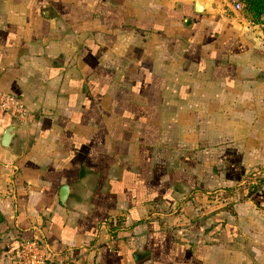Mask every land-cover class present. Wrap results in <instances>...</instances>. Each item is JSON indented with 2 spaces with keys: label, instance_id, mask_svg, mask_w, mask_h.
I'll return each instance as SVG.
<instances>
[{
  "label": "crops",
  "instance_id": "crops-1",
  "mask_svg": "<svg viewBox=\"0 0 264 264\" xmlns=\"http://www.w3.org/2000/svg\"><path fill=\"white\" fill-rule=\"evenodd\" d=\"M195 1L0 0V263L264 264L263 24Z\"/></svg>",
  "mask_w": 264,
  "mask_h": 264
},
{
  "label": "built area",
  "instance_id": "built-area-1",
  "mask_svg": "<svg viewBox=\"0 0 264 264\" xmlns=\"http://www.w3.org/2000/svg\"><path fill=\"white\" fill-rule=\"evenodd\" d=\"M236 8L243 7L242 0H232ZM0 106L16 117L26 116L28 109L21 97L11 92H0ZM21 264H53L46 242L33 237L22 241L16 252Z\"/></svg>",
  "mask_w": 264,
  "mask_h": 264
},
{
  "label": "water",
  "instance_id": "water-1",
  "mask_svg": "<svg viewBox=\"0 0 264 264\" xmlns=\"http://www.w3.org/2000/svg\"><path fill=\"white\" fill-rule=\"evenodd\" d=\"M202 1L203 0H196L195 5H196V10H201L202 6ZM14 125H9L5 128L2 138H1V143L3 146L13 149L14 148V143H15V133H14ZM68 193V185L67 184H62L60 187V198L61 201L63 202L66 199Z\"/></svg>",
  "mask_w": 264,
  "mask_h": 264
},
{
  "label": "trees",
  "instance_id": "trees-1",
  "mask_svg": "<svg viewBox=\"0 0 264 264\" xmlns=\"http://www.w3.org/2000/svg\"><path fill=\"white\" fill-rule=\"evenodd\" d=\"M243 8L253 19L263 24L264 30V0H242ZM4 215L0 211V223L3 221Z\"/></svg>",
  "mask_w": 264,
  "mask_h": 264
},
{
  "label": "rangeland",
  "instance_id": "rangeland-1",
  "mask_svg": "<svg viewBox=\"0 0 264 264\" xmlns=\"http://www.w3.org/2000/svg\"><path fill=\"white\" fill-rule=\"evenodd\" d=\"M243 8V7H242ZM0 264H21L17 258V255L15 254L14 257H12L9 262L0 263Z\"/></svg>",
  "mask_w": 264,
  "mask_h": 264
}]
</instances>
